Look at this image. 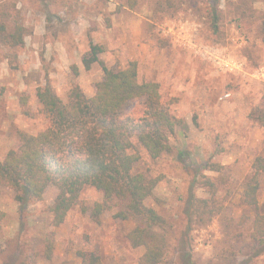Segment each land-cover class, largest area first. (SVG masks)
I'll list each match as a JSON object with an SVG mask.
<instances>
[{
	"label": "rangeland",
	"instance_id": "374dc122",
	"mask_svg": "<svg viewBox=\"0 0 264 264\" xmlns=\"http://www.w3.org/2000/svg\"><path fill=\"white\" fill-rule=\"evenodd\" d=\"M213 6L219 15L217 32L211 27ZM2 11L10 13L9 19L1 17L7 31L17 21L25 33L19 46L0 39V159L17 146V128L37 133L48 127L37 88L49 82L66 100L77 84L90 96L102 77V64L117 69L135 61L139 80L157 82L161 103L181 120L170 135L172 152L157 159L132 137L141 153L134 169L160 176L146 200L168 222L162 231L166 253L159 264H184L176 247L182 203L193 179L194 193L212 198L214 210L205 222L195 219L192 224L193 263L264 264V249L255 255L258 246L251 237L253 211L241 200L254 157L264 155V126L256 118L264 113V0H0ZM80 14L84 18L77 20ZM84 21L83 33L73 35L70 27ZM50 36L64 41L68 58L48 50ZM92 39L105 47L100 62L88 70L80 62L78 71L74 54L77 59L84 56ZM141 43L148 50L143 56ZM144 102L133 100L127 113L137 119ZM206 162L224 167L202 169ZM202 174L213 187L203 182ZM0 191L5 212L0 264H86L82 254L91 252L102 264H138L144 248L133 247L126 234L139 219L119 220L111 211L93 216V203L102 199L100 190L85 187L58 226L49 211L57 194L54 185L25 206L12 188L1 185ZM258 200L264 213V173Z\"/></svg>",
	"mask_w": 264,
	"mask_h": 264
},
{
	"label": "trees",
	"instance_id": "16d2710c",
	"mask_svg": "<svg viewBox=\"0 0 264 264\" xmlns=\"http://www.w3.org/2000/svg\"><path fill=\"white\" fill-rule=\"evenodd\" d=\"M212 9L211 27L217 32L219 15L214 6ZM9 16L8 11L0 13V39L12 46L22 45L24 27L15 21L12 31H7L2 18L9 19ZM261 33L264 41V18ZM103 51L102 45L90 42L82 57L84 68L88 70L93 63L100 62L99 54ZM74 70L77 73L75 66ZM102 71L92 96H87L77 84L70 87L66 100L49 82L37 88L36 96L49 125L37 133L15 130L17 146L0 159V186L12 188L16 200L25 206L40 200L47 186L54 185L57 194L49 211L55 226L65 221L82 190L94 187L102 192V199L93 203L92 215L98 217L111 211L112 217L119 220L138 218L139 224L126 234L133 247L144 248L138 264H159L166 253L162 231L168 222L146 200L153 195L160 176L134 169L141 153L132 137L150 158L157 159L172 152L170 135L181 120L161 103L157 82L139 80L135 61L117 69L102 64ZM136 99H145L144 112L137 119L127 113ZM256 118L264 126V113ZM222 167L215 162L201 165L202 169L215 171ZM263 173L264 155L258 154L241 191L242 203L253 211L251 237L258 246L255 255L264 249V213L258 200ZM202 175L203 182L213 187L214 182ZM195 182V179L191 181L183 199V222L177 238L176 250L184 264H194L189 248L193 222L195 219L205 222V216L214 214L210 207L212 198H200L194 193ZM4 216L5 212L0 209V224ZM51 247L48 242V251ZM82 257L86 264H102L95 253L82 254Z\"/></svg>",
	"mask_w": 264,
	"mask_h": 264
},
{
	"label": "crops",
	"instance_id": "0c3cea01",
	"mask_svg": "<svg viewBox=\"0 0 264 264\" xmlns=\"http://www.w3.org/2000/svg\"><path fill=\"white\" fill-rule=\"evenodd\" d=\"M81 1H83V0H81ZM91 0H88V2H90ZM51 14H50V11L48 10V16H50ZM57 15H61L59 12H57ZM56 15V16H57ZM52 16V15H51ZM62 16V15H61ZM82 18H84L81 14L80 15H77L76 16V19L77 20H79V19H82ZM113 25L114 26H116V22L114 21L113 22ZM86 26H87V24H85V21L84 22H81L78 26L76 25L75 27H70V31H71V33L73 34V35H75V36H77L78 37V35H80V34H82L83 33V31L85 30V28H86ZM101 28H104V26L102 25V26H100ZM50 37H52V36H50ZM77 37H75V38H77ZM121 39V41H127V38L126 37H121L120 38ZM133 40L134 41H138L139 40V37H134L133 38ZM90 42H93V43H97V44H100V45H102L101 43H99V42H97V41H94L93 39L92 40H90ZM89 43V42H88ZM103 46V45H102ZM141 51H142V49H144L143 50V53L141 54L142 56L143 55H145L147 52H148V50H147V46H145V44L144 43H141ZM144 47H146V48H144ZM103 48H104V50H105V47L103 46ZM48 50H52V52H55V56H58L60 59H65V58H68L69 57V51H68V49H67V47L65 46V43H64V41L62 40V39H58V38H50L49 40H48ZM149 52L150 53H152L151 51H150V48H149ZM153 53H155V51L153 50ZM74 56L76 57V58H73V61H75V64H73V65H75L76 66V68L78 69V71L80 70L81 71V64H80V62L83 64V62H82V57L83 56H81V57H79V59H77V55L76 54H74ZM83 67H84V65H83ZM93 94H90V96H92Z\"/></svg>",
	"mask_w": 264,
	"mask_h": 264
}]
</instances>
